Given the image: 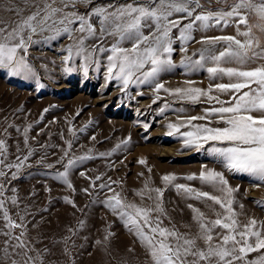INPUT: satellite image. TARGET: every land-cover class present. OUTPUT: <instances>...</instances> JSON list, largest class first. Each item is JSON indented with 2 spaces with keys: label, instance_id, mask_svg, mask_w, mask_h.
<instances>
[{
  "label": "rangeland",
  "instance_id": "rangeland-1",
  "mask_svg": "<svg viewBox=\"0 0 264 264\" xmlns=\"http://www.w3.org/2000/svg\"><path fill=\"white\" fill-rule=\"evenodd\" d=\"M127 2L130 0H93L92 4L77 3L66 10L87 14L93 7ZM11 4L25 8L23 0H0V20L18 19L14 13L4 11ZM206 7L212 11L219 8L227 10L226 5L217 4L216 0ZM29 11L31 9H26L24 15ZM179 15L172 18L178 19ZM250 21L256 22L251 18ZM186 23L188 20L182 21L181 27ZM240 28L244 30V25ZM144 31L147 34L150 30ZM177 35L178 29H174L173 38ZM204 35L236 36V25L230 23L223 30L213 27L206 33L194 32L196 40ZM112 42L113 39L107 37L104 46L108 47ZM87 43L91 45L98 41ZM70 44L72 40L67 34H36L27 53L36 76L25 79L0 70V142L5 149L0 159L6 156L5 165L16 164L19 163L18 157L22 159L29 152L33 153L15 179L11 178L17 171L15 167L0 165V170L6 173L0 177V184L4 186L3 196H0V200H4V207L0 209V264H12L13 261L23 264L28 257H32L30 264H152L135 232L130 231L124 221L105 206V201L113 193L108 189L101 190L99 185L111 184L126 203L137 206L152 204L147 196L142 200L136 195L145 189L146 183L150 189H161L166 212L162 226L195 235L197 224L188 205L200 209L207 218L215 219L207 207L211 202L187 198L177 191L174 184L211 192L212 189L201 185L198 179H185L188 175L198 176L205 167L222 172L229 186L235 190L233 207L240 213L239 219L247 222L248 218H255L258 227H264V186H256L257 182L246 174L229 172L221 167L219 161L206 151L210 145L196 151L184 147L180 136L168 135V123H177L178 116L203 115L204 109L219 105L209 104L204 98L195 104L180 101L163 91L156 94L148 85L130 84L122 91L118 81L105 79L108 53L97 57L99 67L90 66L87 76L83 74L79 58L73 71L65 73L62 58L66 52L62 50ZM173 47L172 59L179 65L185 55L197 59L202 45L190 43L187 54L180 51L178 40ZM259 63L264 61L248 67L254 68ZM159 79L168 89L188 87L184 83L186 80L195 81L192 87L201 89H207L210 83L205 71L190 72L180 67L162 73ZM223 82H227V78ZM220 98L227 100L228 96ZM165 104L168 107L162 114L160 109ZM181 131L187 129L182 128ZM69 142L72 148L65 157L64 150ZM118 144L120 148L116 147ZM102 153L111 155L101 157ZM86 154L93 158L77 161L69 169L68 181L72 185L69 188L60 178V173L65 170L67 159ZM140 160L145 163H139ZM165 175L176 177L173 184L163 183ZM97 176L101 179L95 180ZM215 194L220 195L218 192ZM12 197L16 198L15 205ZM4 210L8 211L11 221L22 225L13 229L12 235L24 233L21 239L32 249L28 257L18 254L21 250L12 247L17 241L5 235L8 228L3 218ZM97 241L101 243L97 244ZM199 245L204 246L202 241ZM6 247L7 258L4 254ZM262 254L264 250L250 253L246 260H256Z\"/></svg>",
  "mask_w": 264,
  "mask_h": 264
},
{
  "label": "snow or ice",
  "instance_id": "snow-or-ice-1",
  "mask_svg": "<svg viewBox=\"0 0 264 264\" xmlns=\"http://www.w3.org/2000/svg\"><path fill=\"white\" fill-rule=\"evenodd\" d=\"M23 2L24 9L15 4L4 8V11L14 13L18 19L0 20V70H5L6 74L13 77H35V69L27 57L33 36L44 32L67 34L72 44L62 50L66 52L62 58L65 73L73 71L79 58L83 74L87 76L90 66L99 67L97 57L108 53L105 79L108 82L118 81L122 91L128 89L130 84L148 85L156 94L163 91L180 101L195 104L204 98L209 104L219 105L204 109L203 115L178 116L177 123H168V135L180 136L184 147L196 151L210 145L206 151L219 161L221 167L229 172L246 174L257 182L256 186H264V63L254 68L248 67L264 61V0H232L231 3L229 0H216L217 4L227 6V10L219 8L216 11L206 7L212 0H206V3H202V0H144L142 3L130 0L120 5L93 7L87 14L66 9L75 7L77 3L92 4L93 0ZM26 9H31L28 15H24ZM177 14H180L179 18L173 19ZM250 18L256 22L252 23ZM184 20H188V23L181 27ZM230 23L236 25V36L204 35L199 40L194 36L195 31L206 33L213 27L223 30ZM240 25H244V30H241ZM145 29L150 31L146 34ZM174 29H178L175 38L172 36ZM107 37H111L113 42L105 47L104 40ZM90 40L98 43L89 45L87 42ZM176 40L180 42V51L185 54L190 43L201 44L198 58L192 59L185 55L179 65L174 63L172 56ZM176 67L190 72L205 71L210 81L208 88L192 87L195 83L192 80L184 82L188 87L166 88L159 79L160 75ZM225 78L227 82H223ZM222 95H227L228 99L221 100ZM167 107L165 104L160 112L163 114ZM197 121L204 123H195ZM182 128L187 131H181ZM116 147L120 148V145ZM71 148L69 142L64 150L65 157ZM4 151V144L0 142V155ZM32 155L29 152L22 159L18 157L19 163L7 165L4 164L7 158L4 156V159H0V165L15 167L17 171L11 176L15 179ZM100 155L106 157L111 153ZM92 158L86 154L67 159L65 170L60 173L62 181L71 188L69 169L77 161ZM139 163L144 164L145 161L140 160ZM5 175L0 170V177ZM100 179V176L95 178ZM175 179L173 175L162 177L165 185L173 184ZM185 179H198L201 185L212 189L210 192L185 184H174L177 191L187 198L211 202L207 207L214 213L215 219L207 218L200 209L188 205L197 224L195 235L190 232L180 233L175 227L169 229L162 226V217L166 216V212L162 205L161 189H150L146 183L145 189L136 195L142 200L147 196L152 204L137 206L126 203L111 184L101 183L99 188L113 193L105 201V206L118 215L130 231L135 232L152 264H264V254L256 260H246L250 253L264 250V227H258L255 218H248L247 222L239 219L240 213L233 207L235 190L229 186L224 174L205 167L198 176L188 175ZM3 188V184H0V196H3ZM152 192H155L154 196ZM217 192L220 195H216ZM12 203L16 204L15 197H12ZM215 206L220 210L217 211ZM3 207L4 200H0V209ZM3 218L8 228L5 235L17 241L12 247L21 250L18 254L28 257L32 249L21 239L24 233L21 232L20 236L12 235V230L22 225L11 221L7 210H4ZM200 241L203 247H200ZM99 243L101 241H97ZM4 254L7 258V247ZM31 260L32 257H28L23 264H30ZM12 264L17 262L13 261Z\"/></svg>",
  "mask_w": 264,
  "mask_h": 264
}]
</instances>
